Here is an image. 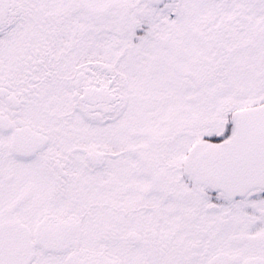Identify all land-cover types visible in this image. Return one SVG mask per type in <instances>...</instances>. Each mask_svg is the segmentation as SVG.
<instances>
[{
    "label": "snow or ice",
    "instance_id": "obj_1",
    "mask_svg": "<svg viewBox=\"0 0 264 264\" xmlns=\"http://www.w3.org/2000/svg\"><path fill=\"white\" fill-rule=\"evenodd\" d=\"M0 264H264V0H0Z\"/></svg>",
    "mask_w": 264,
    "mask_h": 264
}]
</instances>
